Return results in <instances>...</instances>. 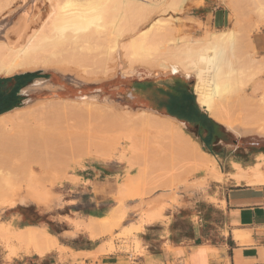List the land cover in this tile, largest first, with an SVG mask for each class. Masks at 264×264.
<instances>
[{
  "label": "bare ground",
  "instance_id": "1",
  "mask_svg": "<svg viewBox=\"0 0 264 264\" xmlns=\"http://www.w3.org/2000/svg\"><path fill=\"white\" fill-rule=\"evenodd\" d=\"M223 1L233 14V26L195 37L186 32L177 17L165 18L169 11L181 10L185 0H0V76L48 69L68 73L74 65L81 67L85 80L100 81L122 71L119 68L120 62L125 65L126 74L138 70L150 74L179 72L196 79L197 101L214 119L240 136H264V98L253 97L259 90H264V84L259 81L264 70V58L256 56L251 44L245 49L240 40L241 29L237 31L246 15H258L261 12L264 16V0ZM21 12L23 14L18 16ZM12 21L14 26L8 29ZM2 38L5 41H1ZM123 39L127 42L124 43ZM91 62L92 67H88ZM250 87L253 91L247 93ZM95 98L83 96L81 101L49 99L35 109L65 117L86 115L97 120L104 117L115 128L116 125H123L139 130L152 128L151 132L153 129L161 131V134L171 137V142L180 145L194 164L207 174L204 181L210 177L221 178L215 161L185 133L178 121L148 109L120 110L90 101ZM26 108H18L0 116V132L10 135V138L14 136V139L21 126L19 120L31 113ZM236 109L242 112V117L240 114L238 117ZM80 134L81 139L78 138ZM83 135L79 133L73 137L82 143L86 136ZM86 141L82 149L84 151L87 147L90 150L88 154L92 156L95 153L93 146L99 144L90 143V140L88 144ZM66 142V145L70 144ZM85 143L88 145L85 146ZM74 147L71 148L74 150ZM106 158L102 154V159ZM31 199L35 200L32 194L7 193L0 183L1 206L26 204ZM155 220V215L148 214L140 227ZM106 226L107 216L93 217L92 221L84 225V229L97 237ZM15 240L23 245L27 254L39 256L64 248L48 227L38 224L16 230ZM73 254L78 258L85 253Z\"/></svg>",
  "mask_w": 264,
  "mask_h": 264
},
{
  "label": "rangeland",
  "instance_id": "2",
  "mask_svg": "<svg viewBox=\"0 0 264 264\" xmlns=\"http://www.w3.org/2000/svg\"><path fill=\"white\" fill-rule=\"evenodd\" d=\"M185 1L178 13L169 11L165 18L177 17L179 24L185 26L186 32L195 37H202L206 32L225 30L234 24L233 14L223 0ZM22 14L23 12L18 16ZM259 14L262 16L259 17ZM263 19L264 16L260 12L258 15H246L239 23L237 31L241 29L240 40L243 41L245 49L248 44L253 46V40L257 39L258 33L264 29V21H261ZM13 26L12 21L7 28ZM1 41L5 39L2 38ZM122 41L127 42L124 39ZM255 54L258 57L257 53ZM77 67L73 65L72 71L68 73L53 69L48 70L54 72H44L43 74H57L63 78L67 83L65 88L71 87L72 91L66 92L57 88L55 91L43 92L40 99L33 100L25 106L31 113L19 120L21 126L14 139H12L14 136L10 138V135L0 132L1 185L7 193L32 194L35 198L26 204L0 205V229L3 230L0 234V264H55L57 255L59 264H70V262L77 264L76 261L80 257L97 259L100 253L130 251L133 247L140 251L141 243L137 235L142 231L143 227L140 226L144 223L145 216L155 215L156 221L167 220L169 210L183 204V195H193L194 190L204 189L209 184L210 178L204 181L207 177L203 171H200L201 168L193 165L194 162L188 153L176 142H171L170 136L161 134V131L153 129L151 132L152 128L139 130L133 126L123 125H116V129L104 117L98 120L86 115L65 117L36 110L35 108L45 100L81 101L83 95L96 96L95 100L90 101H97L99 104L120 110L142 109L128 101L126 95L111 90V85L108 83L122 77L145 76L149 73L138 70L136 73L126 74L125 65L120 62L119 68L123 70L114 77L87 81L83 77L81 67ZM88 67H92V62ZM191 80L195 83L193 76ZM259 81L264 84V70L259 76ZM252 91L253 88L250 87L247 93ZM62 92L67 93V96L62 95ZM253 97L264 98V90H259L257 95L253 94ZM238 111L237 115L240 114L242 117V112ZM135 128L137 131L134 130ZM146 131L149 133L147 134ZM79 133L86 135L82 143L78 139L81 134L76 138L79 141L73 137ZM249 135L254 140L264 143V136ZM71 138L74 140H70ZM88 139L90 143L98 142L97 146H100L97 148L94 145L96 149L92 147L95 151V155L92 153L94 156L88 154L90 150L87 147L85 148L88 150L82 149L83 142L87 140L86 143L89 144ZM64 141L70 144L66 145ZM86 143L85 146L88 145ZM70 145L71 147L75 145L74 150L69 147ZM28 148L31 150H24ZM23 150L29 152L24 153ZM102 154L107 158L102 159ZM102 164L115 168L118 183L114 179L109 182L115 198L110 201V209L107 207L106 210H101L107 212V226L97 237H93L84 229V225L95 217L86 216L94 212L89 190L92 182L81 176L90 172L88 169L90 166ZM28 224L46 226L53 234L56 229L60 230L63 227L73 229V232L67 233L68 235L80 231L87 232L101 246L93 252L85 253L87 255L77 256L78 258H75L68 248H58L45 257L27 254L23 245L15 240V233ZM67 238H62V241Z\"/></svg>",
  "mask_w": 264,
  "mask_h": 264
},
{
  "label": "crops",
  "instance_id": "3",
  "mask_svg": "<svg viewBox=\"0 0 264 264\" xmlns=\"http://www.w3.org/2000/svg\"><path fill=\"white\" fill-rule=\"evenodd\" d=\"M253 46L258 57H264V29ZM31 73L0 76V116L40 99L43 92L72 91L57 74ZM191 77L174 71L149 73L116 79L110 87L133 105L181 123L215 161L221 178L210 177L206 188L183 195V204L169 210L167 220L144 224L137 235L140 251L133 247L100 253L97 259L80 257L77 264H264V143L249 134L240 136L214 119L197 101L196 79L194 83ZM88 169L81 177L92 182L94 212L86 216H106L101 210L110 209L115 198L109 186L113 179L118 183L115 168L102 164ZM70 232L73 229L63 227L54 234L71 252L90 253L101 246L87 232ZM55 264H59L58 255Z\"/></svg>",
  "mask_w": 264,
  "mask_h": 264
},
{
  "label": "trees",
  "instance_id": "4",
  "mask_svg": "<svg viewBox=\"0 0 264 264\" xmlns=\"http://www.w3.org/2000/svg\"><path fill=\"white\" fill-rule=\"evenodd\" d=\"M31 74H33L35 76H47V74H41L39 71L32 72ZM115 82H116V80H112L108 84L113 85ZM61 94L67 96V93L62 92Z\"/></svg>",
  "mask_w": 264,
  "mask_h": 264
},
{
  "label": "water",
  "instance_id": "5",
  "mask_svg": "<svg viewBox=\"0 0 264 264\" xmlns=\"http://www.w3.org/2000/svg\"><path fill=\"white\" fill-rule=\"evenodd\" d=\"M41 74H43L44 72L43 71H39Z\"/></svg>",
  "mask_w": 264,
  "mask_h": 264
}]
</instances>
